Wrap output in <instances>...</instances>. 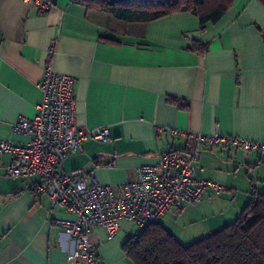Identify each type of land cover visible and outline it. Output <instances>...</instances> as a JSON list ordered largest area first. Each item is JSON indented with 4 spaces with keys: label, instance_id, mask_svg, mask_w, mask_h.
<instances>
[{
    "label": "crops",
    "instance_id": "0c3cea01",
    "mask_svg": "<svg viewBox=\"0 0 264 264\" xmlns=\"http://www.w3.org/2000/svg\"><path fill=\"white\" fill-rule=\"evenodd\" d=\"M195 39L207 45L203 54L189 50ZM47 64L73 78L77 125L109 133L105 141L88 136L63 161L64 173H85L87 184L133 180L138 165L187 147L186 137H158L160 126L264 141V0H233L204 30L188 11L131 23L76 0H55L44 12L22 0H0V141L28 140L13 127L34 114ZM10 159L0 154V264H72L68 237L55 223L72 214L46 194L35 195L32 179L5 176ZM195 177L223 190L208 186L198 203L161 217L182 243L231 223L253 193L264 192V153L207 146ZM132 229L122 221L107 239L96 228L90 242L102 262L132 264L122 251L126 237L137 234Z\"/></svg>",
    "mask_w": 264,
    "mask_h": 264
},
{
    "label": "built area",
    "instance_id": "2783aa9c",
    "mask_svg": "<svg viewBox=\"0 0 264 264\" xmlns=\"http://www.w3.org/2000/svg\"><path fill=\"white\" fill-rule=\"evenodd\" d=\"M40 11L49 10L55 0H22ZM52 50H49L51 53ZM37 86L41 92L31 117H22L14 130L28 136L24 143L0 141V154L9 153L5 176L32 179L35 195L46 194L51 205L72 214V218H55L68 237L66 255L72 264H107L101 261L90 236L97 227L107 239L114 237L127 221L139 227L157 222L168 210H180L198 203L208 186L219 194L223 187L211 179L195 177L201 151L210 145L233 147L244 153H264V141H251L229 135L187 133L168 126L157 128L160 138L186 137L183 150L162 153L156 161L142 163L133 180L116 186L87 184L88 175H69L62 171L66 156L76 152L88 136L108 140L106 128L85 131L76 122L73 78L44 66ZM93 180V179H92Z\"/></svg>",
    "mask_w": 264,
    "mask_h": 264
},
{
    "label": "trees",
    "instance_id": "16d2710c",
    "mask_svg": "<svg viewBox=\"0 0 264 264\" xmlns=\"http://www.w3.org/2000/svg\"><path fill=\"white\" fill-rule=\"evenodd\" d=\"M76 1L131 23L188 11L197 15L201 30L216 23L233 3V0ZM188 48L203 54L207 45L195 39ZM167 100L176 101L171 97ZM122 251L132 264H264V192L253 193L234 221L189 244L180 242L159 220L126 237Z\"/></svg>",
    "mask_w": 264,
    "mask_h": 264
},
{
    "label": "rangeland",
    "instance_id": "374dc122",
    "mask_svg": "<svg viewBox=\"0 0 264 264\" xmlns=\"http://www.w3.org/2000/svg\"><path fill=\"white\" fill-rule=\"evenodd\" d=\"M239 175H240V174H239ZM239 175H238V176H239ZM220 193H221V192H220ZM221 195H222L223 198H228V196H229L228 194H226V192H222ZM250 220H251V218H249V221H250ZM132 226H133L132 233H139V232L141 231V227L136 226V225H134V224H132ZM180 234H181V233H180ZM180 237H181V236H180ZM181 239H182V238H181ZM182 240H184L183 243H187V244H189L188 241H187L188 239H182Z\"/></svg>",
    "mask_w": 264,
    "mask_h": 264
}]
</instances>
